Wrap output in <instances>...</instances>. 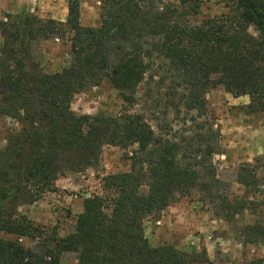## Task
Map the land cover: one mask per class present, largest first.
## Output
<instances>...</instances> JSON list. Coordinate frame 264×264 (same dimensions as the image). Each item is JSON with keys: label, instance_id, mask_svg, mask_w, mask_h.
<instances>
[{"label": "trees", "instance_id": "1", "mask_svg": "<svg viewBox=\"0 0 264 264\" xmlns=\"http://www.w3.org/2000/svg\"><path fill=\"white\" fill-rule=\"evenodd\" d=\"M80 1L68 0L65 21L25 15L19 23L1 22L6 34L0 83L6 92L0 115L23 126L0 148V264H62L70 252L78 264L208 262L206 254L196 258L171 244L152 246L144 220L195 188L234 217L236 205L222 192L214 164L221 130L210 117L206 94L223 86L234 97L248 95L250 110L264 113V0H228L221 14L205 17L198 0H101L99 26L81 24ZM67 36L70 65L36 82L26 63L31 42ZM104 78L118 90L125 112L77 114L74 95ZM151 83L157 90L149 95L159 96L154 107L162 104L165 118L172 108L177 120L191 121L193 135L170 134L176 120L159 132L144 112H132L140 86ZM108 145H136L130 168L103 178L104 193L85 199L67 236L20 212L54 191L66 171L94 167ZM247 236L264 245V224L251 225ZM23 237L35 245L26 247L18 239ZM248 264H264V258Z\"/></svg>", "mask_w": 264, "mask_h": 264}, {"label": "rangeland", "instance_id": "2", "mask_svg": "<svg viewBox=\"0 0 264 264\" xmlns=\"http://www.w3.org/2000/svg\"><path fill=\"white\" fill-rule=\"evenodd\" d=\"M200 17L221 14L228 0H198ZM101 0L80 1V21L84 26H99L101 23ZM25 15L41 19L65 21L68 16V0H0V54L5 40L6 28L1 22L19 23ZM250 31L257 34L255 28ZM72 60L70 37L41 38L31 42L27 67L37 82L45 73L61 71ZM157 90L155 84H142L138 90L139 104L132 112H144L148 121L159 130L167 132L166 123L176 120L170 134L193 135L191 121L177 120L175 111L169 109L165 118L162 104L154 107L159 96H150ZM0 83V100L5 95ZM208 112L214 117L215 128L221 130V153L214 157L218 177L223 182L222 192L236 207L231 209L232 219L209 199L205 191L195 188L188 195H177L173 204L161 213L149 215L144 220L145 235L154 247L174 245L179 250L196 258L208 256V262L186 264H248L251 260L264 258V245L249 241L248 228L264 224V113L249 108L248 95L234 97L223 86L211 88L206 94ZM72 109L77 114H106L119 116L126 104L108 78L99 84L87 86L72 98ZM203 120V119H201ZM22 120L0 115V148L7 144L8 136L22 129ZM187 130V131H186ZM136 145L105 146L98 163L85 171H66L56 181V189L46 193L40 200L25 205L20 212L29 220L54 231L58 236H67L73 231L77 216L84 210V201L94 194L102 195L103 178L111 173L127 171L129 157ZM144 191L147 187L143 188ZM220 204V203H218ZM245 207H241L242 205ZM5 238L17 239L16 236ZM26 247L36 243L31 238H18ZM62 264H78L76 253H65Z\"/></svg>", "mask_w": 264, "mask_h": 264}]
</instances>
